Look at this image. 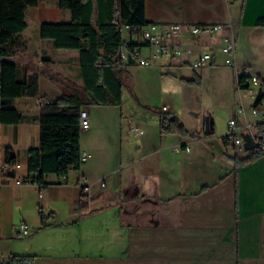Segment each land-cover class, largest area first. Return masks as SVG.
Masks as SVG:
<instances>
[{"label": "crops", "instance_id": "obj_1", "mask_svg": "<svg viewBox=\"0 0 264 264\" xmlns=\"http://www.w3.org/2000/svg\"><path fill=\"white\" fill-rule=\"evenodd\" d=\"M262 17L264 0H145V18L158 30L170 23L226 25L213 35L184 31L173 42L191 46L192 53L165 54L155 59L156 68L167 77L188 78L192 60L212 46L213 59L197 71L202 72L197 81L209 76L220 93L219 106L241 124L260 121L249 93L238 89L237 69L248 67L264 83ZM25 19L11 58L18 80L38 74L39 93L12 98L9 104L22 119L0 123V262L11 254H29L37 264H264V144L260 156L240 162L238 157L248 153L237 154L226 142L229 119L219 131L216 113L209 110L182 135L163 133L161 117L152 128L136 122L130 111L124 115L118 110L124 94L121 105H84L90 127L80 141L88 159L67 175L49 174L44 187L24 181L28 150L40 146L42 100L82 90L84 84L80 50L59 48L40 33L43 22L70 21L71 11L58 0H39L27 8ZM92 22L97 26L96 0ZM224 32L236 38L237 66L225 64L218 49ZM240 104L245 113H239ZM164 106L166 112L180 111L171 101ZM259 108L264 111V103ZM134 124L143 133H133ZM81 176L89 180L95 211L77 219ZM103 178L105 187L99 182ZM41 209L52 217L44 219Z\"/></svg>", "mask_w": 264, "mask_h": 264}, {"label": "trees", "instance_id": "obj_2", "mask_svg": "<svg viewBox=\"0 0 264 264\" xmlns=\"http://www.w3.org/2000/svg\"><path fill=\"white\" fill-rule=\"evenodd\" d=\"M39 0H0V123H18L22 113L9 104V101L23 94L35 96L39 93L38 74L29 75L25 81L17 78V63L11 58L15 38L27 27L25 19L29 6L37 5ZM59 6L69 9L72 19L68 22H43L41 36L50 38L59 48L79 49L81 71L84 80L82 90L74 88L52 100H42L40 115V146L28 150L29 174L26 182L40 187L48 184V175L63 176L81 167L80 112L84 105H121L125 86L124 73L127 66L135 61L124 60L123 48L131 49L142 45L139 40H125L123 25L145 26V0H96L98 24L92 22L94 0H58ZM264 23V17L259 19ZM241 86L246 87L244 77ZM163 133L186 134L179 119L163 110L161 114ZM256 136L252 153L240 162H248L262 154L264 144V118L255 124ZM13 157L7 162L11 164ZM1 171V168H0ZM91 198L82 192L75 210L80 219L93 211ZM44 219L52 217L45 213ZM43 225H49L44 222ZM0 264H37L35 256L11 254Z\"/></svg>", "mask_w": 264, "mask_h": 264}, {"label": "built area", "instance_id": "obj_3", "mask_svg": "<svg viewBox=\"0 0 264 264\" xmlns=\"http://www.w3.org/2000/svg\"><path fill=\"white\" fill-rule=\"evenodd\" d=\"M131 33H136L138 37L135 40L142 42V45L133 46L131 49L123 48L122 57L124 60H134L139 65H150L155 59H159L165 54H173L175 57H182L185 54L192 53L191 46H180L174 43L175 37L181 35L184 31H189L193 36L208 34L213 35L219 31H223L226 25L223 24H196L188 26L184 23H170L164 29H157L158 24L152 23L145 26L136 25H124ZM218 49L224 56V62L227 65H236V38L233 33L224 32L218 42ZM145 51V55L143 53ZM213 59L212 46H208L207 49L199 53L191 62V66L195 69H201ZM244 77L246 87L241 86V78ZM237 84L239 91L245 90L249 93L250 98L253 100L252 112L256 116L260 117V121L264 118V111L260 110L259 105L264 103V83L261 81L257 74L250 73L248 67L237 69ZM256 86V87H254ZM163 110H167V106H163ZM239 113H245V108L242 104L238 106ZM256 124V123H255ZM251 123L241 124L236 116L232 117L228 121V127L225 134L226 142L232 146L235 152L252 153V148H247L244 133L248 130L251 137L255 138L254 125ZM80 126L82 130L90 127L89 113L83 109L80 112ZM131 130L136 135L143 133V129L138 124H134ZM90 154L87 151L82 150L81 163L83 164ZM21 166L20 163L16 164ZM17 183L21 180L17 179ZM102 187L106 185V179L99 180ZM79 185L82 192H88L90 189L89 180L86 176H81L79 179ZM22 231L27 234L29 232V225L27 223L22 224Z\"/></svg>", "mask_w": 264, "mask_h": 264}, {"label": "rangeland", "instance_id": "obj_4", "mask_svg": "<svg viewBox=\"0 0 264 264\" xmlns=\"http://www.w3.org/2000/svg\"><path fill=\"white\" fill-rule=\"evenodd\" d=\"M122 34L127 41L135 40L138 37L136 33H131L124 25L122 26ZM143 53L145 55L146 52L143 51ZM160 69V67L156 68V60H153L150 65L135 63L127 66L124 73L125 86L123 90L125 103L118 110L122 109L124 115L130 111L134 116L133 118H137L135 119L136 122L142 123L141 125L145 127H152L155 126L156 120H160L164 104L171 101L180 111L179 113H170L175 115L183 124L185 132L190 133L191 127H196V124L203 118V113L207 110L210 113H216L215 118L218 122L219 131L226 128L229 119L228 111L219 106L221 103H218L217 98L220 93L210 83L209 76H204V81L198 82V77L202 76V72H199V75L197 72L199 69L192 66H188L186 70L187 75L185 76L188 78L167 77ZM179 83L184 84L185 88ZM119 122L121 123L120 117Z\"/></svg>", "mask_w": 264, "mask_h": 264}, {"label": "water", "instance_id": "obj_5", "mask_svg": "<svg viewBox=\"0 0 264 264\" xmlns=\"http://www.w3.org/2000/svg\"><path fill=\"white\" fill-rule=\"evenodd\" d=\"M209 127V123L206 124V129ZM244 140L246 143L247 148H251L253 146V138L248 132H245L244 135Z\"/></svg>", "mask_w": 264, "mask_h": 264}]
</instances>
